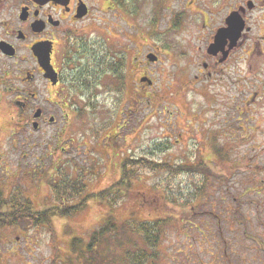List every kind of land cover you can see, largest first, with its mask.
Here are the masks:
<instances>
[{
	"label": "rangeland",
	"instance_id": "obj_1",
	"mask_svg": "<svg viewBox=\"0 0 264 264\" xmlns=\"http://www.w3.org/2000/svg\"><path fill=\"white\" fill-rule=\"evenodd\" d=\"M119 5L118 18L106 16L112 22L106 44H116L106 57L119 68L120 83L104 76L95 104L84 96L68 109L50 108L46 115L56 122L39 132L30 127L28 134L11 136V116L0 114L4 196L15 191L31 201L33 211L59 214L54 208H62L59 215L86 194L104 191L105 198L86 196L77 213L50 218V229L1 232L0 264H128L127 252L138 258L144 249L156 255L146 264H155L160 233L150 235L157 239L154 247L152 241L143 246L139 228L154 232L153 222L166 220L164 247L173 252L176 221L167 218L176 217L185 222L225 217L232 246L251 241L250 230L240 225L239 207L246 183L264 191V0H119ZM239 6L248 41L229 61L215 64L206 52L211 36ZM148 55L157 61L149 62ZM123 173L128 185L120 193L111 190ZM82 185L86 189L75 196ZM102 224L110 234L96 252L83 254L78 244L72 251L73 240L86 245Z\"/></svg>",
	"mask_w": 264,
	"mask_h": 264
},
{
	"label": "flooded vegetation",
	"instance_id": "obj_2",
	"mask_svg": "<svg viewBox=\"0 0 264 264\" xmlns=\"http://www.w3.org/2000/svg\"><path fill=\"white\" fill-rule=\"evenodd\" d=\"M119 6V0H68L65 4L0 0V114L11 116V136L28 134L30 127L39 132L45 125H54L55 117L46 115L48 110L68 109L75 97L85 96L91 99L88 103L95 104L93 97L100 79L110 76L112 81L117 80L119 68L106 57L112 56L116 47L112 41L106 44L112 40V22L106 16L118 18ZM232 13L242 18L245 30L234 46L230 40L224 42L223 53H228L225 59L221 52L210 56L215 64L229 61L248 41L246 14L239 6L229 10L209 45L214 43L217 31L226 27ZM107 24L110 26L104 28ZM104 36L107 40H103ZM104 69L106 73L102 75ZM251 187L245 184L239 207L240 225L250 230L247 239L251 241L232 246L226 237L229 219L225 217H197L189 222L167 218L176 221L175 251L170 252L163 241L168 223L162 219L161 255L155 264H264V191Z\"/></svg>",
	"mask_w": 264,
	"mask_h": 264
},
{
	"label": "trees",
	"instance_id": "obj_3",
	"mask_svg": "<svg viewBox=\"0 0 264 264\" xmlns=\"http://www.w3.org/2000/svg\"><path fill=\"white\" fill-rule=\"evenodd\" d=\"M159 1H163V0H159ZM120 77L117 78L118 83H120ZM200 172H206V169L202 170L200 169ZM127 177L125 175V173H123V175L121 176V178L118 180V182L111 187V190L116 189V192H121L123 191L122 189L119 190V188H122V185L127 186L128 183L126 181ZM83 189H86L85 185H82V187L80 188L79 191H75L74 194L75 196H80L82 195L81 193L83 192ZM129 191V190H127ZM104 192V191H103ZM103 192L100 193H94V194H86V196H90V198H92V200L96 199L99 201H103L105 197H103L104 195L102 194ZM110 189L107 190L106 194H109ZM15 194V191H12V193L9 196H4V193L2 190H0V233L8 230V229H19L21 228L22 230H24L25 232H27V230L29 229H37V228H43V226H47L48 229H50V218H53L54 216L58 215L59 217H63V218H67L70 215H73L75 213H77L79 211V207L81 206V202H83V204L86 202L85 198L81 199L80 203L77 205H71L69 207H63L64 209L60 214V210L62 208H54V209H58L59 214H56V212L54 210H48L46 212H35L33 211V206L30 200L28 199H22L21 197H18ZM89 198V197H88ZM107 203V202H106ZM109 203V202H108ZM137 222H135L136 225ZM146 223H137V225L142 226L143 224H147ZM151 223V222H150ZM155 228H154V232L153 230H148L147 228H139V234H137L140 237V241H142V244L144 243L145 245L147 244V241L151 242V234H155L156 237L157 234V230L159 232V228L161 226H163V222L162 220H157L155 222ZM106 224V223H105ZM105 224H102L101 227L95 231L89 238V242L86 245H82L81 243L76 242V240H73V242H71V249L73 252L75 251V246L74 244H78L80 245V249L81 253H86L91 254L94 253V250L96 252L97 248L99 247L98 245L101 243V241L104 239V236L106 234H110V231L107 228H104L103 226H105ZM158 227V228H157ZM150 231V232H147ZM142 234L144 235L143 239H142ZM159 235V233H158ZM157 239H154L152 241V247H154V244L156 243ZM74 241L76 243H74ZM138 241V240H137ZM136 242V240H135ZM143 244V246H144ZM83 246V249H82ZM146 250L144 249V254L142 257H138V258H133V254L130 253H126L125 254V258L127 261V254H129L128 258V264H146L148 263L147 261H151L155 259V254H151V256L148 257V253L145 252ZM98 252V251H97ZM121 261L124 263V260L121 259ZM127 264V262H126Z\"/></svg>",
	"mask_w": 264,
	"mask_h": 264
},
{
	"label": "water",
	"instance_id": "obj_4",
	"mask_svg": "<svg viewBox=\"0 0 264 264\" xmlns=\"http://www.w3.org/2000/svg\"><path fill=\"white\" fill-rule=\"evenodd\" d=\"M38 3H46L48 1H55L59 4H65L68 0H33ZM247 7L250 9L252 8V4L248 3ZM245 30V24L241 17H239L238 13H232L227 19H226V27L224 29H219L215 35L214 43L209 45L207 48V54L210 56H214L217 53L224 51V42L226 40L231 41V45L234 46L235 43L240 38L241 33ZM248 31V29H246ZM231 46V47H232ZM227 52L223 53V59L226 58ZM147 59L149 62H156L157 58L154 55H148ZM205 67V66H204ZM146 79H144L145 81ZM147 83L151 85V82L147 80ZM36 127V125H34Z\"/></svg>",
	"mask_w": 264,
	"mask_h": 264
}]
</instances>
